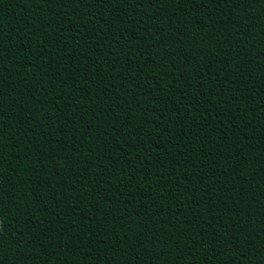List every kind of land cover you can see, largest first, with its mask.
Instances as JSON below:
<instances>
[{
    "label": "trees",
    "instance_id": "trees-1",
    "mask_svg": "<svg viewBox=\"0 0 264 264\" xmlns=\"http://www.w3.org/2000/svg\"><path fill=\"white\" fill-rule=\"evenodd\" d=\"M0 138V264H264V0H0Z\"/></svg>",
    "mask_w": 264,
    "mask_h": 264
},
{
    "label": "snow or ice",
    "instance_id": "snow-or-ice-1",
    "mask_svg": "<svg viewBox=\"0 0 264 264\" xmlns=\"http://www.w3.org/2000/svg\"><path fill=\"white\" fill-rule=\"evenodd\" d=\"M50 2H52V0H43V3H45V4H48ZM63 2L66 5V4L75 2V0H63ZM96 2L97 3H102V4H108V3H112L113 0H96ZM123 2H126V3L131 4L133 2V0H123ZM135 2L141 8H143L145 4H147L149 6L157 7V6H159L160 3H162V0H135ZM209 2H212V0H209ZM226 2H227V0H226ZM252 2H254V0H235V8L236 9H239L241 7V4H250ZM86 6H90V5H86ZM244 27H246V25ZM225 31H227V29H225ZM3 147H7V145H5L3 143L2 138H0V148H3ZM201 240L204 241V238L202 237ZM229 243L230 244H235L236 243L235 238L234 237L233 238H230ZM2 247H3V244H2V242H0V249H2ZM221 248L224 249V246L221 245ZM236 252L239 255H241V256H247L248 255V253L246 251L241 250V249L239 251H236ZM256 259H257L256 254H253L251 256V258L248 260V264H252V262L254 260H256Z\"/></svg>",
    "mask_w": 264,
    "mask_h": 264
}]
</instances>
